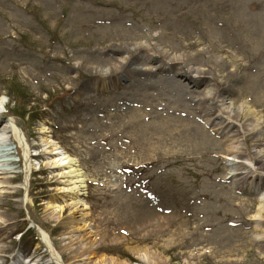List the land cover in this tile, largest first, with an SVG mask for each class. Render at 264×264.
<instances>
[{
  "label": "rangeland",
  "instance_id": "1",
  "mask_svg": "<svg viewBox=\"0 0 264 264\" xmlns=\"http://www.w3.org/2000/svg\"><path fill=\"white\" fill-rule=\"evenodd\" d=\"M191 3L179 21L198 45L173 50L145 0H0V135L13 152L0 165V264H94L76 257L89 239L126 264H264V0H236L231 25L202 31ZM180 60L190 78L210 75L164 86L159 69Z\"/></svg>",
  "mask_w": 264,
  "mask_h": 264
},
{
  "label": "bare ground",
  "instance_id": "2",
  "mask_svg": "<svg viewBox=\"0 0 264 264\" xmlns=\"http://www.w3.org/2000/svg\"><path fill=\"white\" fill-rule=\"evenodd\" d=\"M145 1L148 4L144 8L148 9L150 13V16H148L146 20L152 26L154 25L160 26L163 30H165V32H167L164 35L171 36L178 42L177 46L175 48H172L173 50H191L195 46L198 45L197 42L191 41L190 40L191 36L185 32L190 22L186 23L184 21L182 22L179 21L180 20L179 18H181V16H183L184 14V12L180 11V8H183L184 4H180V2H183L184 0H145ZM186 1H189V0H186ZM234 1L236 0H209V1L191 0L192 2L191 4L193 5L187 8L194 11L198 15V18H197L198 20H194L191 22L192 26H194V29L196 30L200 29L202 31L203 28H205V26H209V25H217V26H225V27H227L229 24L231 25V22L233 19L232 13L235 9L234 5H232V2ZM206 9H209V10L207 11ZM211 11L213 12V14L209 15V12ZM233 27L234 29H236V26H233ZM202 35L203 34H201V36ZM133 38L137 39L139 37L134 36ZM242 45L245 46L244 44ZM214 49L217 52H222V53L224 52L223 48L221 47H214ZM249 59L252 62V61L257 60V57L250 56ZM5 61H6V58H4V60L0 62L1 71L7 68V64ZM171 61H178V60H171ZM186 61L187 60H180V62L178 63L179 64L178 67L175 70L173 69V71L171 70V67L167 69L166 66H162L159 69V74H168V75H160L158 78L160 82L164 86L171 88V87H174L171 82L174 81L176 78H189L191 79V82L194 85H196L200 81H205L204 77H206L207 75H210L209 71L196 69L195 70L196 78H192V77L190 78V76H192L191 75L192 70L185 67ZM247 69L258 71L255 65H249L247 66ZM262 73L264 75V71H262ZM215 87L218 93L221 92L220 93V96H221V94L224 92V89L220 87V84H218L217 81H215ZM196 109L198 112H202L204 110V106L201 103H199ZM235 119L237 121H241L242 116L237 115ZM249 137H250V134H248L245 137V139L248 140ZM0 141L1 142L3 141V138L1 137V135H0ZM256 144H258V142H256ZM22 151H23V154L26 152V145L24 144H22ZM6 156H7V152L0 153V165L6 162L7 160ZM254 159L256 160V162H259V163L261 161L259 154H255ZM53 163L58 167L66 168V170H68L67 173H69L70 176L74 177L71 180L74 183L81 182L83 180L82 174L77 169L74 161L69 159L67 156H64L59 151L55 152V160H53ZM77 188L78 187H75L73 190ZM75 192L74 193L68 192L69 194L67 195V197L62 198L65 200L68 199L69 200L68 206L73 209L74 207H77L81 202L80 198L78 197V195H76ZM59 203H58V200L54 198H51L48 202V211H49L48 217L53 221H57L60 218L62 210L64 208V206H62V204H59ZM81 216L83 218L85 215L82 214ZM80 223L82 224L80 227L78 226L77 222L73 223L72 221H70L69 224H72V226L70 227L73 231H76L79 229L85 230L86 229L85 221L81 220ZM204 226L208 227L209 225L207 224ZM140 227L142 229H146V227H149L153 231L157 229H161V228H158L159 226L155 227L153 224L145 223V222L141 223ZM258 228L259 230L263 231V235H264V227L259 226ZM166 229L167 228L165 229L162 228L161 230H158V231L164 232ZM83 245L80 251H77L76 257L82 256L88 261H91V259L97 257L96 262L94 264H126L122 262H116L112 259H109V261H106V258L104 256L102 255L98 256L97 252L99 248L94 246L93 240L91 239H89V241L85 242ZM139 259L143 264H150L155 261H158V256H155L152 254L151 255L145 254V256H140ZM31 262L32 260H27L25 264H32ZM12 264H16V263L14 262ZM83 264H85V262Z\"/></svg>",
  "mask_w": 264,
  "mask_h": 264
}]
</instances>
